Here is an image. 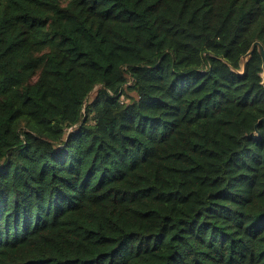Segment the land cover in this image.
<instances>
[{"label": "trees", "instance_id": "1", "mask_svg": "<svg viewBox=\"0 0 264 264\" xmlns=\"http://www.w3.org/2000/svg\"><path fill=\"white\" fill-rule=\"evenodd\" d=\"M255 41L264 0H0V264H264Z\"/></svg>", "mask_w": 264, "mask_h": 264}, {"label": "water", "instance_id": "2", "mask_svg": "<svg viewBox=\"0 0 264 264\" xmlns=\"http://www.w3.org/2000/svg\"><path fill=\"white\" fill-rule=\"evenodd\" d=\"M256 49V51L258 52L260 58H261V85L264 87V48L262 46V44H260L258 41H255L251 44V46L249 47V49L247 50V52L241 56V72L244 71L245 68V63L246 61L250 58L251 53ZM263 122L264 123V118H260L257 123L255 124V128L256 126L260 123ZM256 135H258V132L256 131L255 133Z\"/></svg>", "mask_w": 264, "mask_h": 264}, {"label": "rangeland", "instance_id": "3", "mask_svg": "<svg viewBox=\"0 0 264 264\" xmlns=\"http://www.w3.org/2000/svg\"><path fill=\"white\" fill-rule=\"evenodd\" d=\"M93 94H94V90L93 91H91V93L89 94V98L90 97H92L93 96ZM132 94V93H131Z\"/></svg>", "mask_w": 264, "mask_h": 264}]
</instances>
